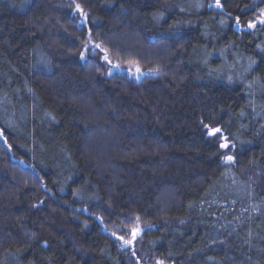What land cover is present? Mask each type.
<instances>
[{"label":"trees","instance_id":"1","mask_svg":"<svg viewBox=\"0 0 264 264\" xmlns=\"http://www.w3.org/2000/svg\"><path fill=\"white\" fill-rule=\"evenodd\" d=\"M211 1L0 0V264H264V0Z\"/></svg>","mask_w":264,"mask_h":264},{"label":"rangeland","instance_id":"2","mask_svg":"<svg viewBox=\"0 0 264 264\" xmlns=\"http://www.w3.org/2000/svg\"><path fill=\"white\" fill-rule=\"evenodd\" d=\"M210 6L211 7H216V8H220L221 7L220 4H219V6L217 5V0H212L210 2ZM263 16H264V14H263ZM258 22L259 23H263L264 22L263 18L260 20V17H258V21L257 22H251V23H249L248 26H250V25L251 26H256V24ZM116 72L127 74L131 78H134V79H137V80H140L146 74H151L150 72L142 70L139 67V65L136 64V63H126V64H124V63H115V64H113L110 67V73H116ZM215 129L216 128H211L209 130V132L212 131V130H215ZM215 134H217V133H214L213 135H215ZM160 264H164V263L161 262Z\"/></svg>","mask_w":264,"mask_h":264},{"label":"snow or ice","instance_id":"3","mask_svg":"<svg viewBox=\"0 0 264 264\" xmlns=\"http://www.w3.org/2000/svg\"><path fill=\"white\" fill-rule=\"evenodd\" d=\"M217 5L219 6V0H217ZM79 7V6H78ZM105 59H107V57H105ZM214 131H219L218 129L214 130ZM222 147H228L227 144H223ZM227 160L231 161L232 160V157L229 156L226 158ZM125 243H129V241H125Z\"/></svg>","mask_w":264,"mask_h":264},{"label":"water","instance_id":"4","mask_svg":"<svg viewBox=\"0 0 264 264\" xmlns=\"http://www.w3.org/2000/svg\"><path fill=\"white\" fill-rule=\"evenodd\" d=\"M216 130V129H215ZM219 131H214V130H212V131H210L209 132V135H213L214 133H218ZM135 235L137 236L138 235V233H135Z\"/></svg>","mask_w":264,"mask_h":264}]
</instances>
